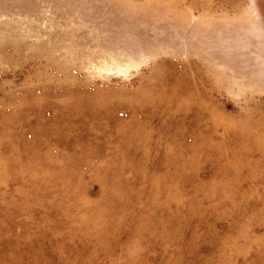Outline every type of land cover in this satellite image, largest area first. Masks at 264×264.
I'll use <instances>...</instances> for the list:
<instances>
[{
	"label": "rangeland",
	"instance_id": "obj_1",
	"mask_svg": "<svg viewBox=\"0 0 264 264\" xmlns=\"http://www.w3.org/2000/svg\"><path fill=\"white\" fill-rule=\"evenodd\" d=\"M0 264H264V0H0Z\"/></svg>",
	"mask_w": 264,
	"mask_h": 264
}]
</instances>
